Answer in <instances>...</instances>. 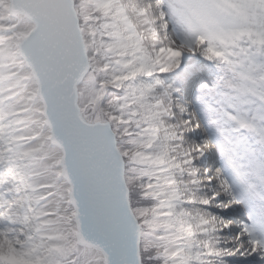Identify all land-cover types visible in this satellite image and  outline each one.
Instances as JSON below:
<instances>
[{
  "label": "snow or ice",
  "instance_id": "snow-or-ice-1",
  "mask_svg": "<svg viewBox=\"0 0 264 264\" xmlns=\"http://www.w3.org/2000/svg\"><path fill=\"white\" fill-rule=\"evenodd\" d=\"M0 264H264V0H0Z\"/></svg>",
  "mask_w": 264,
  "mask_h": 264
}]
</instances>
